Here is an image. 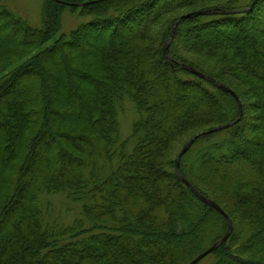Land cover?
Masks as SVG:
<instances>
[{
    "label": "trees",
    "instance_id": "trees-1",
    "mask_svg": "<svg viewBox=\"0 0 264 264\" xmlns=\"http://www.w3.org/2000/svg\"><path fill=\"white\" fill-rule=\"evenodd\" d=\"M253 1L43 0L37 28L0 0V264H189L224 237L176 159L239 105L180 63L243 107L181 159L233 222L210 264H264V0L196 15ZM66 11L90 20L58 35Z\"/></svg>",
    "mask_w": 264,
    "mask_h": 264
},
{
    "label": "water",
    "instance_id": "water-1",
    "mask_svg": "<svg viewBox=\"0 0 264 264\" xmlns=\"http://www.w3.org/2000/svg\"><path fill=\"white\" fill-rule=\"evenodd\" d=\"M260 0H254L253 3L251 4L250 7L244 9V10H235V11H227V10H215V9H207V10H203V11H198L196 13L197 16H213V15H231V14H240L242 12H249L252 10V8L259 2ZM84 5H88L84 4ZM193 14H186L180 17V19L177 21V23L174 25L171 34L169 36V39L167 40V42L164 45V54L166 56V58L170 61H172L171 57L169 56L168 50L169 47L173 41V38L175 36V32L177 30V27L179 25V23L183 20V19H190L192 18ZM180 69L186 70L189 73L198 76L199 78L208 81L210 83H214L215 86L222 90L223 92L229 93L231 95H233L235 97V99L238 102L239 105V119L235 122L229 123L227 125L224 126H220L214 129H211L207 132H203L201 134H198L196 136H194L184 147L183 149L180 151L177 159H176V169H177V177L179 179L180 182H182L183 184H185L193 193L194 195L203 203L213 207L214 209H216L219 213H221L228 222V229L226 234L224 235V237L220 240H218L217 242H215L211 247H209L207 250H205L203 253H201L198 257H196L193 261H191L189 264H198L199 262H201L203 259H205L206 257H208L209 255H211L213 252H215L220 246H222L224 243H226L228 241V239L230 238L232 231H233V222L231 220V218L227 215V213H225V211L219 206L217 205L214 201H212L211 199L203 196L189 181H187L182 173H181V169H180V164H181V159L182 157L189 151V149L191 148V146L195 143V141L202 135L207 134V133H214V132H219L228 128H231L232 126H234L236 123H238L241 120V117L243 115V107L241 104V101L239 99V97L237 96V94L230 89L229 87H227L226 85H224L223 83H221L218 80H215L214 78H212L211 76L205 75L203 73L198 72L197 70H195L194 68L190 67L189 65L180 63Z\"/></svg>",
    "mask_w": 264,
    "mask_h": 264
},
{
    "label": "rangeland",
    "instance_id": "rangeland-1",
    "mask_svg": "<svg viewBox=\"0 0 264 264\" xmlns=\"http://www.w3.org/2000/svg\"><path fill=\"white\" fill-rule=\"evenodd\" d=\"M42 3L43 0H8L7 5L8 8L12 10L17 16L26 19L33 27L39 28L41 26ZM230 11H235V10H230ZM89 20L90 17H81L79 13H71L69 11H66L63 15L61 31L58 35L62 33H68L78 25L85 23ZM56 39L57 37L49 41L41 49H45L53 45ZM128 103L132 106V104L129 101ZM125 109L120 111L118 118L120 125V134L122 139H126L127 137H129L132 131V122L136 118V113L133 107H132V111L126 112ZM63 200L64 199L60 196L54 197V202L57 204V207L59 208L65 206V202ZM75 217H73V219ZM212 260H213V256L209 255L198 264H210Z\"/></svg>",
    "mask_w": 264,
    "mask_h": 264
}]
</instances>
